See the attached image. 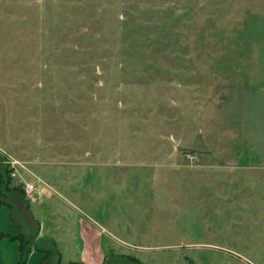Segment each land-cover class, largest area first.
<instances>
[{
	"label": "rangeland",
	"instance_id": "rangeland-1",
	"mask_svg": "<svg viewBox=\"0 0 264 264\" xmlns=\"http://www.w3.org/2000/svg\"><path fill=\"white\" fill-rule=\"evenodd\" d=\"M1 174L27 264H264V0H0Z\"/></svg>",
	"mask_w": 264,
	"mask_h": 264
},
{
	"label": "crops",
	"instance_id": "crops-1",
	"mask_svg": "<svg viewBox=\"0 0 264 264\" xmlns=\"http://www.w3.org/2000/svg\"><path fill=\"white\" fill-rule=\"evenodd\" d=\"M5 190L3 191H7L8 188H4ZM27 198V197H26ZM28 199V198H27ZM29 200V199H28ZM30 201H34V200H30ZM38 202L37 204H35V208H36V213H37V209L39 210V216L43 215L46 216V209L43 207V203ZM7 209V211H6ZM38 214V213H37ZM9 217V219L14 222V225L17 227L18 231H20L19 234H28V236L30 235L29 232H34L33 234H35L34 236H36V241L39 242H43L44 243H48L50 245H52L51 240H47V235H46V231H47V227H46V223H42V221H37L39 222V226L37 228V230H32L31 228L29 229L26 226V222L25 225L23 223H21V225L19 223H17L14 219V211L12 209V207H10L8 204H0V236L2 237H6V233L9 232H5L2 231L3 229V218L5 217ZM23 220H25V217H23ZM8 230V229H6ZM15 233V230L12 231V235L9 236H14L13 234ZM11 234V233H9ZM31 236V235H30ZM78 243H77V251L75 254H73V259H71L69 262L67 263H62V259H63V255L61 258V264H105L106 261V248L104 246V228H102V226L97 223L96 221H94V223H87L85 222L83 219H80V223H79V236H78ZM20 249V246H18ZM36 250V249H35ZM34 251V250H33ZM31 254V255H35ZM43 256L40 257L42 260H44L43 264L46 262V254L43 251ZM44 258V259H43ZM19 261V258L18 260ZM41 261V260H40ZM1 264V262H0ZM17 264V262H16ZM50 264V263H47ZM53 264V263H52Z\"/></svg>",
	"mask_w": 264,
	"mask_h": 264
},
{
	"label": "trees",
	"instance_id": "trees-1",
	"mask_svg": "<svg viewBox=\"0 0 264 264\" xmlns=\"http://www.w3.org/2000/svg\"><path fill=\"white\" fill-rule=\"evenodd\" d=\"M6 174H7V172H6ZM4 175L3 174L0 175V188H2L3 186L4 187L7 186V185H5V179L3 178ZM5 236L9 237L13 241L19 240V242H20V259L17 262V264H27V262L29 260V256H30V254L32 252L31 248H28V249L25 248V246L23 244V238H21V236H9V235H5ZM0 237H2V236H0ZM108 258H109V256L106 257L105 264L108 263V261H109ZM131 260H133V259H131ZM43 262H44V260L41 259L40 264H43ZM113 263H115V264H124L122 262H114V261H113Z\"/></svg>",
	"mask_w": 264,
	"mask_h": 264
},
{
	"label": "built area",
	"instance_id": "built-area-1",
	"mask_svg": "<svg viewBox=\"0 0 264 264\" xmlns=\"http://www.w3.org/2000/svg\"><path fill=\"white\" fill-rule=\"evenodd\" d=\"M11 167H12L11 176L13 178H16L18 175L17 168L23 167V166L17 161H13L11 163ZM22 188H23L24 194L29 200H35L36 196L39 195V189L37 188V185L31 181L22 180Z\"/></svg>",
	"mask_w": 264,
	"mask_h": 264
}]
</instances>
